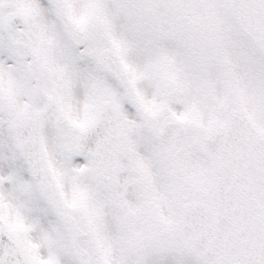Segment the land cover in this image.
I'll return each instance as SVG.
<instances>
[{"label":"snow or ice","instance_id":"6c2138e0","mask_svg":"<svg viewBox=\"0 0 264 264\" xmlns=\"http://www.w3.org/2000/svg\"><path fill=\"white\" fill-rule=\"evenodd\" d=\"M0 264H264V0H0Z\"/></svg>","mask_w":264,"mask_h":264}]
</instances>
